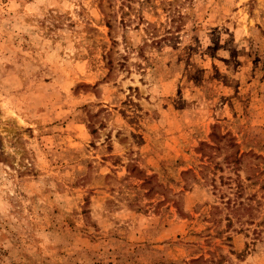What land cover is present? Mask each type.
<instances>
[{
	"label": "rangeland",
	"instance_id": "374dc122",
	"mask_svg": "<svg viewBox=\"0 0 264 264\" xmlns=\"http://www.w3.org/2000/svg\"><path fill=\"white\" fill-rule=\"evenodd\" d=\"M0 264H264V0H0Z\"/></svg>",
	"mask_w": 264,
	"mask_h": 264
},
{
	"label": "trees",
	"instance_id": "16d2710c",
	"mask_svg": "<svg viewBox=\"0 0 264 264\" xmlns=\"http://www.w3.org/2000/svg\"><path fill=\"white\" fill-rule=\"evenodd\" d=\"M240 205H243V203H239Z\"/></svg>",
	"mask_w": 264,
	"mask_h": 264
}]
</instances>
